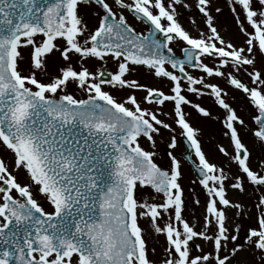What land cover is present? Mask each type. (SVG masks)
<instances>
[{
    "label": "snow or ice",
    "instance_id": "obj_1",
    "mask_svg": "<svg viewBox=\"0 0 264 264\" xmlns=\"http://www.w3.org/2000/svg\"><path fill=\"white\" fill-rule=\"evenodd\" d=\"M193 2L207 29L197 27L195 36L180 22ZM93 3L103 15L90 29L81 6ZM229 8L242 44L221 30L214 0H0V144L12 153L10 162L0 158V264H248V252L264 259V193L254 220L228 197L247 185L264 188V161L253 167L240 135L246 122L213 82L223 79L243 94L255 112L253 134L264 143V0H229ZM124 11L146 24L147 34ZM56 53L64 65L41 79L37 70L46 73ZM89 61L112 62L116 70L92 71ZM139 68L168 91L131 78ZM109 89L127 94L117 98ZM205 94L225 112L222 135L231 151L218 145L226 158L220 166L207 158L185 111L209 117L192 99ZM169 105L172 123L159 115ZM173 124L188 158H196L207 197L201 230L183 215L181 160L169 151L164 168L141 143L154 148L161 128L175 132ZM176 145L173 135L169 148ZM230 209L248 217L247 227ZM141 218L165 237L161 260L150 259Z\"/></svg>",
    "mask_w": 264,
    "mask_h": 264
},
{
    "label": "rangeland",
    "instance_id": "obj_2",
    "mask_svg": "<svg viewBox=\"0 0 264 264\" xmlns=\"http://www.w3.org/2000/svg\"><path fill=\"white\" fill-rule=\"evenodd\" d=\"M110 4L113 3V0H107ZM214 4L217 7L221 8L218 16L220 21L221 30L227 34L228 38H231L232 41L236 44H242L244 37L239 33V30L236 28L235 23L232 19V13L229 8V0H214ZM114 10H119V6L115 5ZM81 13L88 24L90 29H94L102 17L101 10L93 3L92 5H82ZM124 15L127 17L128 22L132 24L137 31L147 33V26L143 23L137 21L129 12L124 11ZM195 20V25L191 22ZM180 22L182 25L188 29L192 35H197L196 28L199 27L204 29L207 32V29L204 28V20L202 14H200L194 7L184 9L180 15ZM180 47L182 45L174 48L176 54L181 55ZM24 55L28 56V51L24 50ZM75 61V57H73ZM64 65L63 59L60 57L59 53L51 56L48 61L46 73H42L37 70V75L41 79H46L48 75L58 74V69ZM74 66H76L74 64ZM90 70L96 71L97 69L106 68L108 71H115L116 65L112 62H109L107 65H101L96 61H89L86 64ZM27 68V64H25ZM133 79H137L139 82L148 84L153 87H162L165 92L168 91L167 85L160 81L159 79L153 77L151 74L147 73L143 68L137 69L133 73ZM213 82L219 83L222 88L228 93L226 99L232 107H234L238 114L245 120V127L240 128V135L243 142L249 147L252 153V164L253 167H256L259 161H264V143L260 142L257 137L254 136V131L257 128V125L252 119V116L255 115V112H250L246 107L248 102L244 98L243 94L234 90L229 84H227L223 79H217ZM112 91L113 95L117 98L125 96L127 93L123 91H116L114 89H109ZM69 92L76 95L77 98H84V95L77 91L74 86H70L68 89ZM138 98L144 95L143 92L136 93ZM192 99L200 103L203 107L207 108L210 112L209 117H204L192 108H186L185 111L189 114L188 119L192 125L198 129V139L201 142L202 148L206 153L207 158L216 163L218 166L226 164V158L218 151V145L223 144L225 147L231 151V145L225 136L222 135L224 132V127L222 121L225 116L223 109L219 107L214 101V97L205 94L202 97H192ZM146 106V105H145ZM171 105L168 106V109L159 111L161 119H165L168 123H172V118L166 113L170 110ZM175 129V132H170L161 128L160 135L156 137V146L153 148L146 140H142V146L147 150L154 151L156 153L154 159L155 161L164 168H168L170 165V158L167 155L169 151L173 153L178 159L181 160V171L182 176L180 179V184L183 189V199L185 201V208L183 215L188 220V222L195 226L197 230H201L203 224V215L205 211V203L207 200L205 190L202 185L199 184L198 179L195 177L191 167L184 161L182 154L185 153V147L181 142L180 129L175 124L172 125ZM175 135L177 139V145L174 149L169 148L170 137ZM0 158H4L6 162H10L12 159V153L7 150L2 144H0ZM193 160H196L194 154L192 156ZM232 170L235 171V164L232 165ZM227 172V169H226ZM231 175V173H228ZM18 179L22 183L27 182V178L23 172H18ZM151 191V190H149ZM264 193V188L254 189L253 186L247 185V191L245 193H239L238 191H229L228 195L231 200L234 202L243 203L247 212L252 215L253 220L255 216L259 213V209L255 207L258 203L259 196ZM140 195V194H138ZM145 198H148V193H143ZM38 200L40 197L37 195ZM196 200H199L200 203H195ZM50 210V209H49ZM237 209L228 210L227 214L233 217L238 223L247 227V216H236ZM141 227L145 229V238L147 240V246L149 249L150 259L161 260L163 258V247L165 246V237L162 234H156L152 228L149 220L147 218H141L140 220ZM243 236V231L241 232ZM197 243H202L197 240ZM155 249V255L151 254V249ZM246 259L249 260L248 264H264V259L259 258V253L257 252H248L245 253Z\"/></svg>",
    "mask_w": 264,
    "mask_h": 264
},
{
    "label": "water",
    "instance_id": "obj_3",
    "mask_svg": "<svg viewBox=\"0 0 264 264\" xmlns=\"http://www.w3.org/2000/svg\"><path fill=\"white\" fill-rule=\"evenodd\" d=\"M99 6V5H98ZM100 7V6H99ZM101 8V7H100ZM102 9V8H101ZM183 139V142H184V144H185V146L187 145V142H186V140L184 139V138H182ZM186 148H187V146H186ZM189 151L190 150H188L187 149V153L185 154V155H183V158L184 159H186L188 162H189V164L192 166V168H193V170H194V172H195V175L198 177V173H197V171H196V167H195V164L191 161V159H189L188 158V156H189Z\"/></svg>",
    "mask_w": 264,
    "mask_h": 264
},
{
    "label": "bare ground",
    "instance_id": "obj_4",
    "mask_svg": "<svg viewBox=\"0 0 264 264\" xmlns=\"http://www.w3.org/2000/svg\"><path fill=\"white\" fill-rule=\"evenodd\" d=\"M228 197H229V195H228ZM247 261L249 262V260L247 259Z\"/></svg>",
    "mask_w": 264,
    "mask_h": 264
}]
</instances>
